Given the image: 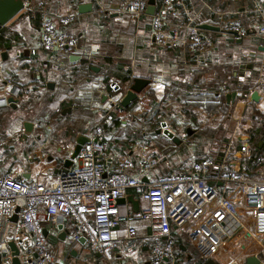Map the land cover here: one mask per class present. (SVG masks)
<instances>
[{
  "label": "built area",
  "instance_id": "built-area-1",
  "mask_svg": "<svg viewBox=\"0 0 264 264\" xmlns=\"http://www.w3.org/2000/svg\"><path fill=\"white\" fill-rule=\"evenodd\" d=\"M93 1L97 15L113 10L110 0ZM180 1L164 0L163 6L152 16L150 39L158 46L178 40L180 45L195 55V65H199L214 49L213 37L193 24L192 19L186 25L187 35L179 39L174 30L164 28L166 12L181 4ZM23 2L22 12L39 15V44L50 54L53 67L65 69L74 62L71 60L72 55H78L80 59L82 56L91 59L96 55L80 45V35L68 32L55 22L43 1ZM148 6L149 0H124L122 11L133 23L137 34L143 17L147 15ZM254 11L261 19L258 35L264 37V9L261 2L255 1ZM74 21L79 20L73 15L60 18L63 25ZM79 23V32H82ZM223 29L235 31L239 38L247 35V30L237 18L226 21ZM135 62L132 59L133 65ZM11 82V79L7 80L8 84ZM152 82L155 98L162 101L166 95L165 82L161 79ZM15 87L10 91L11 96L17 98L20 90L15 91ZM112 87L118 89L117 83H112ZM90 89V105L96 108L100 103L97 96L99 90L94 85ZM126 94L125 91L105 96L102 105L104 123H110L111 110L120 108ZM9 95L0 99V107L10 106ZM134 116L141 120L140 111ZM249 145L247 141L242 143L241 153L244 156L249 154ZM71 147V144H66L63 149L69 150ZM109 147L103 126L97 125L79 153L78 164L59 172L51 185L23 182L0 167V256L5 259L4 264H8L7 260L12 258L6 235L11 217H16L17 228L32 238L31 243L21 250V256L25 257L27 263L59 264L44 233L41 222L43 213L53 224L62 225L67 230L66 240L70 246L85 238L92 252L100 254L108 263L113 261L123 224H129L127 238L137 239L138 230L133 225L135 221L149 223L151 264H178L177 240L172 232V223L180 227L190 223V241L203 259H210L227 243L234 229L233 216L226 199L217 201L215 185L225 183L236 185L244 199V210L252 216L254 236L264 237V159L258 163L256 171L246 175L238 169L228 168L231 155L226 153L219 165H216L215 159L204 158L194 162L187 173H170L149 182L143 178L162 161L169 160L167 152L137 140L131 154L121 156L114 167H110ZM209 181L214 186L208 185ZM130 190L146 201L147 207L129 210L123 215L120 201L127 200ZM261 259L264 262V248Z\"/></svg>",
  "mask_w": 264,
  "mask_h": 264
},
{
  "label": "crops",
  "instance_id": "crops-1",
  "mask_svg": "<svg viewBox=\"0 0 264 264\" xmlns=\"http://www.w3.org/2000/svg\"><path fill=\"white\" fill-rule=\"evenodd\" d=\"M110 1L113 7V10L110 11L111 16L115 18L123 16L127 19L128 17L122 11L124 3L121 2V0ZM203 1L205 3V0ZM215 2L216 0H213L212 5L215 4L219 19H221V21H228L232 18L239 19L242 26L247 30V35L243 38H239L236 35L227 33L225 30L222 31V28L221 31L214 32V38L216 39L215 47L205 59H202L205 68L209 71L201 76L213 79L216 78L215 74L219 73L220 79L223 78L221 81L224 80V82L229 84L230 77L228 76L227 71L230 68L231 71L236 70L235 68H237V71H234L236 80L238 81L237 83L240 87H245L249 84V78L253 70L258 69L260 71V74L254 83V87L246 93V99H238L235 103V107L230 114L233 122L232 140H230L227 147H225V149L223 148L224 150L221 151L219 156L215 159L216 165H219L223 156L226 155V153H229L231 155V161L228 164V168L238 169L243 173L247 167V158L250 156L251 146L249 145L250 151H248L249 154L247 153L248 156H244L241 153L242 144L239 146L237 142H244L249 139L247 130L249 129L251 121L248 120L246 124H243L242 118L248 104L252 103L257 107H264V40H260L258 37V27L261 21L259 15H257L255 11L252 10L254 14L250 13L252 8L249 9L248 2L240 1L229 3L227 1L225 7L222 5L224 0H218L216 3ZM46 3L55 22L61 27H64L68 32L82 37L83 31L79 32V22L83 24V21L88 20V28H93L91 33L93 35L98 33V29L92 22L91 16L92 13H95V3L93 0H47ZM89 3H92L93 5L91 12L82 13L79 11L81 5ZM261 5L264 9V0L261 2ZM116 13L118 14L116 15ZM66 15H73L79 21L63 25L60 23V18ZM151 22L152 17L143 19L140 32L136 36V40L138 39L137 41H144L141 44L142 47L137 50L138 53L133 49L131 57L129 58L128 55H124L125 58L130 60L135 59L136 62L143 63L142 67H147L148 65L153 64V61H156L158 65V74L153 80L161 79L162 81L169 83L173 79L184 82L185 80L188 81L187 79L189 78H193L194 75H192L190 69L191 67H196V65L191 66L185 57H182V63L186 67L183 71L177 70V66L180 63L177 64L176 61L170 60L169 58H164L165 60H159L161 58L155 60L154 57L156 50L149 34L151 31ZM6 26L9 27V30L12 33L11 36L14 39L12 40L14 44L11 48L0 50V99L8 96V94H10L9 96L11 97L10 90H12L14 86H18L19 89H21L22 85H27V88H29L30 85L33 88H46L57 94V80L60 81L62 78L67 83V97L61 99H69L73 101V107L77 108L79 105L81 106L86 100L85 92L87 85H85V82L82 81V79L78 78H76L78 79L76 82L68 83L70 80H66V77H69L70 74L72 79L75 78L72 71L70 70L69 73V70H64V72L60 74L58 72L59 69H56L51 65L50 54L43 50L39 44L40 24L37 17H31L30 15L21 12ZM184 28L185 30L182 34L175 31L177 39L187 35L188 30L186 26ZM137 41L134 43V48L137 45ZM120 42L121 41L118 40V43ZM173 43L179 45L178 40H174ZM94 47L99 48V44H93L92 48ZM161 55L163 56L165 53L161 52ZM250 63L253 64L252 68L241 67L242 65ZM259 63H261L260 67L258 66ZM94 66L98 67L97 65ZM142 67L139 68L140 71H142ZM8 79H11L12 81L9 84L7 83ZM92 85L94 84L89 80L88 86L91 88ZM94 86L99 90L97 96L99 97L101 95V101L104 102L105 96L108 94L105 87ZM150 90L153 92V82L150 85ZM254 91L259 93L260 100L256 101L252 99V93ZM18 97L16 98L17 100L19 99ZM45 102L47 103L48 101L45 100ZM60 102L61 101L59 100V103ZM47 105L49 107V102ZM164 107L161 108V110L164 111V116L162 115L159 124L156 125L155 122H149L148 125L145 126L146 128H144V133L153 147L156 146L159 150L167 151L170 158L168 161L160 164V166L154 169L151 173L145 175L143 179L149 182L159 179L168 172L187 173L191 170L192 164L197 162L195 161L197 157L205 156V147L200 148L196 143L205 142V136H200V133L198 134L200 129L205 126L206 114L204 109L195 108L193 115L197 116V118H191L184 112L180 102L169 100L164 103ZM0 108L7 107L3 106ZM11 108L15 111L17 107ZM92 110L99 113L97 116H100L98 106ZM137 111L141 112L140 109L136 110L135 105L131 109V114L134 116ZM14 114L15 113H13L5 122H2V125L0 126L1 129L5 127V130L7 128L6 126H10L15 129V131L16 129L19 130L20 133L19 145L22 148L17 149L13 163L8 167V171L13 177L26 183L38 182L40 184L51 185L55 181L59 172L72 168L78 164L79 153L91 134L89 127L92 124V119H87L86 116H78L75 110L73 112L72 108H68L63 111L62 114L64 117L57 120V123H51L48 125L42 123V133H40L37 131L39 124L31 120H17L16 114L15 116ZM212 118L213 117H209L207 124L215 122L210 121ZM135 119L138 120L137 118ZM26 121H31L36 125L32 132L27 133L25 131ZM138 121L141 123L145 121L142 114L141 120L139 119ZM163 122L168 124V128L172 130L179 139H181V142L176 143L173 139L164 134L162 127ZM1 136L2 135H0V148H12L13 140L8 137L3 139ZM79 139H81V142H78ZM208 140L209 138L207 141ZM66 144H71V149L64 150L63 146ZM78 144L81 145V149L77 155L73 156ZM128 151L129 152L126 154H131L132 148ZM126 154L119 152L113 146V149H110L108 152L109 166L114 167L118 159ZM258 166L259 165L257 164L256 167L252 169L251 173L256 171ZM214 171L216 172V169ZM209 185L214 186L211 181H209ZM215 188L218 192L217 201L219 202L222 199H226L227 204L230 206L231 215L233 216L234 221V229L225 244L226 246L223 245L214 257L207 259L208 263L246 264V258L250 255H258L261 257V252L264 248V237L254 236L252 216L244 210V199L238 192L236 185L233 183H225L224 185L217 184L215 185ZM146 204V201L140 199L134 191L130 190L127 195V200L120 201L121 213L124 215L129 210L136 211L144 209L146 208ZM41 222L44 229L47 231L46 237L48 244L55 254L59 264H151V254L148 246L150 229L147 221H135L133 223L138 230V237L135 240L127 238L128 224H123L121 226L120 240L118 242V247L114 252L112 263L104 261L101 255L99 256L97 253L92 252L86 241H80L76 245L70 246L67 243L66 237L62 238V232L66 229H60L58 225L56 226L53 224L44 213L41 214ZM16 224L17 218L11 217L6 235L9 243L15 242L22 250L26 245L31 243L32 238L19 230ZM186 225L187 234H185L184 237L190 246L194 248L193 250L196 251V253L194 251L195 258L190 254L191 250H187L185 246H182L181 248L184 250L186 257H183L182 255L179 256L177 253V258L180 259L182 256L184 259L188 258V261L192 260V264H196L198 253L188 236L190 223H187ZM251 239H253V241ZM254 243H256L257 246L253 247L252 251H248L249 247ZM23 261H26L25 257L23 258ZM4 262L5 259L1 258L0 264H4ZM7 262L8 264H11V258L8 259Z\"/></svg>",
  "mask_w": 264,
  "mask_h": 264
},
{
  "label": "trees",
  "instance_id": "trees-1",
  "mask_svg": "<svg viewBox=\"0 0 264 264\" xmlns=\"http://www.w3.org/2000/svg\"><path fill=\"white\" fill-rule=\"evenodd\" d=\"M46 1L47 0H43L49 11L50 9L48 8ZM212 1L213 0H205L204 3L203 0H181V4L175 5L173 10H168L166 12V23L164 28L171 29L179 32V34H182L185 30L184 27L192 19V23L198 26L207 23L220 26V28L223 29L225 27L226 21H221V19H219L217 16V9L215 4L212 5ZM217 1L218 0H216V2ZM227 1L229 3L240 1L248 2L249 9L252 8L250 12L252 14H254L253 11L255 8V1L263 2V0H224V3H222L223 7H225ZM121 2L124 3V0H121ZM163 4L164 0H155L156 11H159ZM25 14L30 15L31 17H37L39 21V15L37 13ZM91 16L92 22L98 29V33L93 35L91 32L89 33L88 30H85L82 32V37H80V45L91 51H96L97 49V53L100 56L95 55L91 59L82 56L81 59L71 62L65 69H63V72L64 70H69L70 73L71 70L75 75L74 79L71 78V74L69 77H66V80H70L68 83L76 82L78 79H82V81L85 82V85H87L85 92V102L76 108L73 107V101L69 99H59L58 95L54 91L48 90L44 87V89L33 88L30 85L29 88H27V85H22L18 95L19 99L16 110H12L11 107L0 108V126L2 125V122L8 120V118H10L13 113L16 114L17 120L35 121V119H40L42 123L47 125L51 123L55 124L58 122L57 120L64 117L62 114L64 110L72 108L73 112L75 110L78 116H86L87 119H92V124L89 127L91 132L96 128L97 125L103 126L105 138L110 145L109 150L113 149L114 146V148L119 152L126 154L137 140L145 141L149 144L151 143L150 140L146 138L144 133V128H146L145 126L148 125L149 122H155L156 125H158L162 115L164 116V111L161 110V108L164 107V103L168 102L169 100H173L175 102H180L184 112L191 118H197V116L193 115L195 108L204 109L206 118L209 119V117H213L212 120L215 122L208 124L205 123L204 128H201L198 132V134L200 133V136H205L204 143L196 142L200 148L205 147V156L200 155L204 157H197L195 161H199L204 158L216 159L219 156V153L223 151L225 147H227L230 140H232L233 122L230 114L235 107V103L238 99H246L245 95L254 87V83L259 76L260 71L258 69L253 70L249 78V84H247L245 87H240L237 83L238 81L236 80V75L234 72L237 71V68H235L236 70L233 71H231V68L228 69L227 74L230 77V83L228 84L227 82H224V80L221 81L223 78L220 79L218 72V74H215L216 78L213 79L207 78L206 76L202 77L201 75H204L209 70L205 68L204 62H201L199 65H196V67H191L190 72L192 75H194V77L187 79L188 81L185 80L184 82H181L174 79L169 83L165 81L166 95L162 101L156 100L154 93L150 90L149 85L139 94L137 99L134 100L129 107L125 109L118 107L112 109L110 123H104L102 119V96H99L100 103L98 104V112H100V116H97L99 113L92 110L93 108L90 105L91 89L90 86H88L89 80H91V82L98 87H105L108 94L115 95L119 92H127L137 77L146 78L153 81L154 77L158 74V65L156 61H153V64L149 63L150 65L147 67H142L143 63L135 62L133 65L131 60L125 58L122 47L117 41V30L119 28L117 26L118 21L116 20L117 18L111 16L110 11L102 15L92 13ZM150 17L152 16L145 15L143 19ZM0 29V50L11 48L14 44L12 41L14 39L11 36L12 33L10 32L9 27L5 25L0 27ZM205 32L213 37L216 44V39L214 38V32L216 31L205 30ZM91 34L92 36L90 39ZM258 37L260 40H264V37L259 35ZM143 42L144 41H140L137 43L135 46L136 51L142 47L141 44ZM95 43L99 44V48H92V45ZM154 48L156 50L154 57L155 60H158L159 58H161L159 60H165L164 58L174 60L177 64L180 63L177 66L178 71H183L186 68L182 63V57L187 58V61L191 64V66H195L197 62L195 55H193L187 47H183L180 44L178 45L172 42L166 46H158L154 43ZM161 52L165 53V55L162 56ZM92 65H97L99 67V71L94 70ZM258 66L260 67L261 63H259ZM140 67H142V71H140ZM112 83H117L118 89H114L112 87ZM234 92H236L235 98L230 97ZM45 100L49 102V108L54 103L56 104L55 106H57H54L50 113L47 110L48 102L46 103ZM59 100L61 101L60 103ZM39 101H42V104H39ZM135 105L136 110L140 109L141 114L144 116L145 121L143 123L136 120L131 114V109ZM33 110L38 111L36 116L30 115L33 113ZM248 120H250L251 123L249 125V129L247 130L249 139L246 141L251 146V153L247 158V167L243 172L246 175L250 174L252 169L264 159V107H257L252 103L248 104L242 118V123L246 124ZM208 138L209 140L207 141ZM242 143L243 141L237 142L239 146H241ZM2 149L3 147L0 148V167L3 171L9 172L8 167L11 163H13L14 155L17 153V151L14 147L5 148L4 152H2ZM156 149L159 150L157 147ZM6 156L10 158V163L7 168L4 167V158ZM164 162L165 161H162L160 164ZM160 164L157 167H159ZM170 173L172 172H168L163 176ZM176 226L177 225L175 223H172L171 225L173 235L177 240L176 253H178L179 256L182 255L183 257H186L184 250L181 248L182 246H185L187 250H191L190 254L193 256V258H195V250H193L194 248L190 246L184 237L187 232L183 231L181 234L180 230ZM182 256L180 259H178V264H192V260L188 261V258L184 259ZM197 259L198 260L196 261V264H209L208 260L203 259L199 254L197 255Z\"/></svg>",
  "mask_w": 264,
  "mask_h": 264
},
{
  "label": "water",
  "instance_id": "water-1",
  "mask_svg": "<svg viewBox=\"0 0 264 264\" xmlns=\"http://www.w3.org/2000/svg\"><path fill=\"white\" fill-rule=\"evenodd\" d=\"M24 7V2L23 0H0V27L7 25L14 17H16L18 14H20L23 10ZM92 3L89 4H83L79 7V11L84 13V12H91L92 11ZM118 9V7H117ZM156 12V5H155V0H149V6L147 7V15L153 16ZM118 13H116L117 15ZM199 27L203 30L207 31H221L222 29L219 26L211 25V24H201ZM224 31V30H222ZM229 34L236 35L237 33L235 31H226ZM80 59V56L78 55H72L71 60L72 61H77ZM242 68H252L253 64H245L241 66ZM92 68L94 70H99L98 67L92 65ZM152 84V81L150 79L146 78H141L137 77L134 80L133 85L130 87V89L127 91V94L124 96V98L121 100V109H125L131 105V103L137 99L138 95L149 85ZM15 91L20 90L18 86L14 88ZM236 93H233L230 97L235 98ZM229 97V98H230ZM252 99L258 101L260 100L259 93L257 91H254L252 93ZM8 102L10 103L11 107L16 108L18 100L14 98L13 96L8 98ZM26 126V132H32L35 124L31 121H26L25 122ZM163 127V132L165 135H167L169 138L173 139L176 143L181 142V139L177 137V135L168 128L167 123L163 122L162 123ZM26 136V135H25ZM88 140V138H87ZM86 140V141H87ZM78 142H81V139L78 140ZM85 144V143H84ZM81 149V145L78 144L77 148L75 150V153L73 156L77 155ZM69 161V160H68ZM67 170V169H65ZM64 170V171H65ZM209 185V183H208ZM60 229H63L62 225H58ZM46 230H44V233L46 235ZM67 236V230H63L62 232V238ZM81 241H86L85 238H82ZM9 246L12 250V258H11V264H27L26 261H23V258L21 256V249L19 246L16 245L15 242H10ZM226 246V245H225ZM257 246L256 243H254L252 246L249 247L248 251H252L253 247ZM100 256V254H98ZM2 256H0V259ZM246 264H264L262 261L261 257L258 255H250L246 258Z\"/></svg>",
  "mask_w": 264,
  "mask_h": 264
},
{
  "label": "rangeland",
  "instance_id": "rangeland-1",
  "mask_svg": "<svg viewBox=\"0 0 264 264\" xmlns=\"http://www.w3.org/2000/svg\"><path fill=\"white\" fill-rule=\"evenodd\" d=\"M118 22H117V26L119 27L118 28V30H117V41L119 40V41H121L120 43H118V44H120L121 45V47H122V50H123V52H124V55H128L129 56V58L131 57V55H132V53H133V49H135L134 48V43H136V41L138 40H136V36L138 35L137 33H136V30H135V28H134V25H133V23L127 18H125V17H123V16H120V17H117V19H116ZM88 24H89V21L88 20H85V21H83V24H81V26H82V29H83V32L85 31V30H88L89 31V33L92 31V27H89L88 28ZM88 28V29H87ZM80 31V30H79ZM91 36H92V34L90 35V39H91ZM81 40V39H80ZM139 41H137V43H138ZM84 44H86L85 42H83ZM123 43V44H122ZM82 46V45H81ZM83 47V46H82ZM85 48V47H84ZM86 49V48H85ZM87 50V49H86ZM94 53H96V55L97 56H100L98 53H97V51H93ZM130 60V59H129ZM131 61H132V59H131ZM55 69V68H54ZM56 70V69H55ZM60 70V69H59ZM58 70V72L60 73V74H62L63 73V70H60L59 71ZM56 77H58V76H56ZM56 79V78H55ZM56 88H57V90H58V93H57V95H58V97H59V99H61V98H66L67 96V92L65 91L66 90V88H67V83H66V81H64V79H60V81H58L57 80V85H56ZM61 88V89H60ZM39 104H42V101H39L38 102ZM56 104L54 103V104H52L51 106H50V108L49 107H47V110L49 111V113L52 111V109L54 108V106H55ZM55 107H57V106H55ZM38 114V111H35V110H33V113H31L30 115H32V116H36ZM52 119H54V118H52ZM207 121H208V118H206V116H205V123H207ZM211 122H213V120L211 119L210 120ZM35 123H38V124H40V126H39V128H38V132H40V133H42V122L40 121V119H35V121H34ZM9 124H12V123H9ZM7 128H6V130H5V127H3L2 129H1V131H0V135H2V138L3 139H5V138H10L11 140H13V145H12V147H14L15 148V150L17 151V149H19V148H22L20 145H19V140H20V133H19V130H17L16 129V131H15V129H13V128H11L10 126H6ZM13 127V126H12ZM4 149H5V147H3V151L2 152H4ZM10 158H8L7 156L4 158V167H6L7 168V166H9V163H10ZM179 230H180V232H181V234H182V232L183 231H185V232H187V225L185 224V225H183L182 227H180V226H176ZM82 264V263H81Z\"/></svg>",
  "mask_w": 264,
  "mask_h": 264
}]
</instances>
